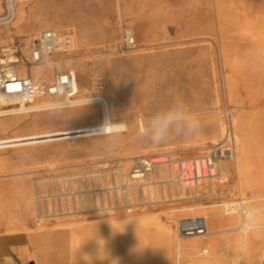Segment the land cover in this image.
Listing matches in <instances>:
<instances>
[{
	"label": "rangeland",
	"instance_id": "rangeland-1",
	"mask_svg": "<svg viewBox=\"0 0 264 264\" xmlns=\"http://www.w3.org/2000/svg\"><path fill=\"white\" fill-rule=\"evenodd\" d=\"M48 1L53 5L49 11L46 7L41 8L36 5L35 0H31L26 6V18L18 23L15 20L9 24L13 34L38 36L41 31L52 28L71 31L76 47L81 49L78 52L79 59L91 66L100 63L94 62L95 58L102 57L106 50L121 42L125 29L133 30L137 47L124 56L108 59L114 69L113 82L110 83L108 76L96 69V74H100L104 79V86L117 90L118 99L115 100V104L120 110L118 119L129 124L130 130L116 138H91L60 143L42 142L34 146L18 145L19 148L15 149H0V191L6 196L4 201L7 199L14 203L12 212L15 214L18 212L15 205L19 196L13 190L16 188V183L21 180H26L32 192L31 181L34 176L94 168L100 163H120L117 157L129 152L147 151L148 156L168 154L173 158L199 155L207 148H200L202 141L197 134H206L212 126L219 127L221 122L224 123L223 109L225 107L233 109L227 81L229 75L237 81L239 97L254 99L257 101L256 105L264 106V22H260L264 0H230L237 10L238 18L236 25L229 27L231 31H235V37L231 38L232 46L227 55L223 52L215 0ZM85 38L88 46H84ZM22 39L25 41L26 38L22 37ZM11 44H14L13 40L4 42L0 39V47L8 48ZM228 58H237L235 66L226 65ZM81 78L84 80L82 74ZM92 83L94 86L92 91L96 93L94 80ZM170 108L182 114V124L179 126L186 129L185 134L169 136L168 142L154 146L148 142L150 130L146 131V128L153 116ZM50 112L52 111L39 113ZM231 112L234 113L233 110ZM34 116L36 113L27 114L25 119L30 120ZM55 119L61 124L64 118L61 114L45 118L46 122ZM139 121H142L143 127ZM86 122L89 120L84 116L79 120V123ZM193 122L198 123L199 127L187 131L188 125ZM138 124L140 129L137 128ZM39 129L33 130L24 122H15L7 134L0 133V138L46 131L43 130L44 128ZM54 129L56 128L50 130ZM220 136L218 133L217 137ZM91 147L95 149H85ZM256 150L258 152L254 156L257 157L258 162L250 165L254 172L263 165L261 159H264V147L258 146ZM93 159L95 163H91ZM78 163L84 165L77 166ZM54 165L61 169L51 171L49 168ZM230 185L233 194H229L224 198L225 200L264 195V192L257 190V187L243 193L235 188L234 178L231 179ZM199 203L206 204L205 201H200L185 202L184 205ZM254 204L264 206V201ZM159 208L168 213L173 207ZM146 211L155 212L157 208H147ZM16 215L19 218V215ZM189 216L191 215L186 217ZM76 219H85L90 224L100 217L65 216L46 222V227L51 229L58 221ZM165 219L167 220V217ZM7 222L0 211V241L9 240L11 244L19 243L16 239L19 234L23 235L22 229L26 232L30 231L29 228L37 229L34 216L28 218L23 226H17L19 231L15 233L9 231ZM169 223L175 227V221ZM17 249L24 250L21 247ZM48 252L39 253L35 250L34 264H49ZM258 255L261 256V253ZM188 259L192 264H202L204 261V257L199 255ZM89 262H92L89 256L75 261L76 264ZM236 262L237 260H234L233 264ZM60 263L71 264L70 260L66 259ZM133 263L137 261L122 256L114 264Z\"/></svg>",
	"mask_w": 264,
	"mask_h": 264
},
{
	"label": "bare ground",
	"instance_id": "bare-ground-1",
	"mask_svg": "<svg viewBox=\"0 0 264 264\" xmlns=\"http://www.w3.org/2000/svg\"><path fill=\"white\" fill-rule=\"evenodd\" d=\"M30 1L6 0L3 2L0 0V18L9 14L14 17V21L16 20L17 23L22 21L26 18V6ZM34 3L41 8H48V11L53 7L52 2L48 0H35ZM215 3L220 26V38L223 41V52L224 55H227L232 46L231 38L235 37V31H231L229 27L236 25L237 10L230 0H215ZM3 12L5 13L3 14ZM261 21L264 22V9L260 13ZM22 37L26 38L24 42L29 45L37 38V34L14 35L10 25L4 27L0 22V39L4 42L13 40L14 43L16 38ZM86 40V38L83 40L84 46H88ZM10 47H13V44L8 48ZM80 50L76 47L75 41L74 50L65 59L67 66L74 70L77 75L79 103L57 108L56 105L59 100L45 97L34 100L31 107L23 105L11 115L13 117H0V133L7 134L15 122H24L33 130H40L39 128L46 130L24 136L16 135L5 139L0 138V149H15L19 148L18 145L34 146L42 142L60 143L83 141L91 138H116L130 130L129 124L121 121L122 119H118L120 110L115 104V100L118 99L116 89L112 90L110 86L104 87V91L100 92L102 100L98 102L91 101V96L94 94L92 80L94 76H101L96 74V69L100 73H105L110 83L114 80V69L110 60L90 66L87 62L85 63V61L79 59L78 52ZM101 59L103 58L100 57L96 60ZM236 61L237 58H228L225 63L227 66L232 67L235 66ZM45 69H48V71H45ZM32 73L37 79L45 77L50 81L48 66L35 67L32 69ZM81 74L84 80L81 78ZM227 81L230 101L233 103V109L231 110L234 113L231 112V114L236 135V156L233 162L227 164V168L231 179L234 178L235 180L236 189L245 193L248 189L257 187V190L263 193L264 159H261L263 165H260L255 172L250 165L258 162L257 157L254 156L258 152L257 147H264V106L256 105L257 101L254 99L239 97L237 81L232 75L228 76ZM89 99L90 102L83 107ZM46 111L52 112L39 113ZM31 113H36V116L30 120L25 119L26 115ZM58 114H61L64 118L60 122L61 124L58 123V119L46 122V117ZM82 116L87 118L89 122L79 123ZM141 122L139 121V123ZM52 128L56 129L50 130ZM137 128L140 129L139 124ZM223 131L224 123L221 122L219 127H210L206 134H197V137L202 141L199 145L200 148H208V144L219 142ZM218 133L221 135L220 138L217 137ZM208 139L210 140L208 141ZM206 150L201 151L200 154L205 153ZM138 155L148 156L149 152H129L121 154L117 159L122 165L128 167L130 159ZM91 163H95L94 159ZM76 165L82 166L84 163ZM99 165L103 164L100 163ZM49 169L55 171L61 169V167H55L54 165ZM202 188L204 190L211 188L216 192L222 186L217 182H213L212 184L205 183ZM13 192L19 196V200L15 205L18 211L16 214L19 215V218L12 212L14 203L7 199L4 201L6 196H3V192L0 191V211L2 217L8 220L7 223L11 233L19 231L17 226H23L28 218L34 216L33 194L26 184V180L18 181ZM227 193L233 194L231 185ZM240 198L248 200V205L245 207L246 211L250 212L253 208L259 210L260 226L254 230H250L249 227L251 222L250 213L248 218H245L237 208L228 212L226 207L228 208L229 203H234V201L222 200L223 204L213 202L212 204L181 205L169 209L168 213L164 209L160 210V206L153 207L154 209L157 208L155 212H147V208L140 209L143 212L137 210L131 214L114 212L107 217H100V219L90 224L85 219L58 221L49 229L46 227L47 223H44L37 226V229L29 228L30 231L27 232L22 229L24 233L17 236L16 242L21 243L26 248L33 249V251L37 250L39 253L40 251H49V264H61L60 261L63 259L70 260L71 264H74L78 258L85 256L92 258V262L86 264H114L122 256L129 257L132 261L136 260L137 263L133 264H192L188 258L196 255L204 257L202 264H233L234 260H237V262L246 260L249 264H262L264 260V206L254 203L264 201V195L254 198ZM188 215L206 217L209 234L180 237L175 227L169 222H178L182 217L187 218ZM165 217H167V220ZM8 242L10 241H0V248L7 246ZM0 252L2 251L0 250ZM258 253H261V256ZM145 260L150 262L148 263Z\"/></svg>",
	"mask_w": 264,
	"mask_h": 264
},
{
	"label": "built area",
	"instance_id": "built-area-1",
	"mask_svg": "<svg viewBox=\"0 0 264 264\" xmlns=\"http://www.w3.org/2000/svg\"><path fill=\"white\" fill-rule=\"evenodd\" d=\"M13 21L14 17L9 14L0 18L2 26ZM74 45L71 31L52 28L41 31L29 45L22 38H16L13 47H0V117L11 116L23 105L31 107L34 100L45 97L59 100L57 108L79 103L76 72L65 62ZM136 47L135 34L125 29L121 42L106 50L103 59L93 61L124 56ZM41 66H48L50 81L34 77L32 69ZM93 80L97 91L91 101L98 102L102 100L104 79L94 76ZM223 117L224 131L219 142L197 156L138 155L130 159L128 167L105 163L94 168L34 176L31 186L37 226L65 216L107 217L114 212L131 214L143 208L175 207L185 202L223 204L231 183L227 164L236 156V135L229 107L223 109ZM213 182L222 188L216 192L202 188L205 183ZM233 201L226 207L228 212L237 208L248 218L250 212L245 209L248 200ZM175 228L180 237L209 234L204 216L182 218Z\"/></svg>",
	"mask_w": 264,
	"mask_h": 264
},
{
	"label": "clouds",
	"instance_id": "clouds-1",
	"mask_svg": "<svg viewBox=\"0 0 264 264\" xmlns=\"http://www.w3.org/2000/svg\"><path fill=\"white\" fill-rule=\"evenodd\" d=\"M90 102V99L83 105L86 106ZM182 124V114L169 109L163 113H158L153 116L146 128V131L150 130V138L148 142L155 145H161L168 142V137L172 135L185 134L186 129L180 127ZM199 127L198 123H191L188 125L187 131L194 130ZM251 222L250 230L260 226V213L258 209L250 210Z\"/></svg>",
	"mask_w": 264,
	"mask_h": 264
},
{
	"label": "crops",
	"instance_id": "crops-1",
	"mask_svg": "<svg viewBox=\"0 0 264 264\" xmlns=\"http://www.w3.org/2000/svg\"><path fill=\"white\" fill-rule=\"evenodd\" d=\"M18 247L24 250L20 251L17 249ZM0 250L2 251L0 252V264H34L33 249L26 248L20 243L9 244L8 246L1 247Z\"/></svg>",
	"mask_w": 264,
	"mask_h": 264
}]
</instances>
